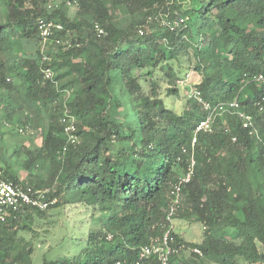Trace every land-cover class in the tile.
<instances>
[{"label":"trees","instance_id":"obj_1","mask_svg":"<svg viewBox=\"0 0 264 264\" xmlns=\"http://www.w3.org/2000/svg\"><path fill=\"white\" fill-rule=\"evenodd\" d=\"M42 21L62 27L44 51ZM188 71L200 99L181 97ZM260 76L264 0H0V183L50 189L56 199L0 223V264H33L40 248L25 234L49 218L56 224L71 204L99 214V226L77 243L79 256L44 254L39 264H138L165 232L172 191L191 169L175 218L202 224L204 238L174 233L173 248L183 250L170 264H264ZM169 98L184 102L181 112ZM235 100L238 109L228 105ZM220 104L212 130L196 133ZM66 115L77 120V144L68 142ZM6 134L28 143H7ZM245 242L253 252H243Z\"/></svg>","mask_w":264,"mask_h":264},{"label":"built area","instance_id":"obj_2","mask_svg":"<svg viewBox=\"0 0 264 264\" xmlns=\"http://www.w3.org/2000/svg\"><path fill=\"white\" fill-rule=\"evenodd\" d=\"M49 8H54L49 6ZM182 19H178L175 22V25H179L183 23ZM62 27L55 22H40V35L42 38V50H45L46 44L49 41V38L53 34L54 29L60 30ZM99 36L104 35V30L101 29L98 25L95 27ZM44 75L46 79H53L54 72L51 69H47L44 71ZM188 79V78H186ZM184 79V80H186ZM184 80H180L179 83L183 84ZM264 85V78L260 76L258 78ZM196 99H200L199 92L196 90L191 95ZM264 101V97H263ZM230 108L238 109L239 103L237 100L228 104ZM206 109H209V104H205ZM225 104H220L216 106L213 111L200 122L196 129V133L198 132H210L213 127V122L215 119L216 113L224 112L226 109L224 108ZM222 114V113H221ZM220 114V115H221ZM241 118H243L244 128H249L251 126V117L240 113ZM64 125V131L67 136L68 142L70 144L78 143L77 136V120L75 117L66 115L61 120ZM197 138L193 139V146L196 144ZM264 157V151H263ZM193 175L192 169L183 176L179 182L176 184L174 190L172 191V200L171 206L166 214V230L160 237H152L150 243L142 249L140 254V262L142 260H146L152 256H156L159 259L160 264H170V259L173 255L179 254L182 252L183 247L178 246L177 248H173V244L175 243V238L173 236L176 233V212L177 208L180 206L182 189L185 184H188L191 181ZM52 191L50 189L46 190H24L23 188L14 185L11 182H1L0 183V223L6 222L9 218H16L17 214L23 212L26 208H34L38 210H46L50 206L56 203L55 198H51ZM108 240H111V236L108 237ZM195 252L199 253L198 250ZM140 262L138 264H140Z\"/></svg>","mask_w":264,"mask_h":264},{"label":"rangeland","instance_id":"obj_3","mask_svg":"<svg viewBox=\"0 0 264 264\" xmlns=\"http://www.w3.org/2000/svg\"><path fill=\"white\" fill-rule=\"evenodd\" d=\"M192 74H194L193 71L192 73L191 71H188L184 73V75H182L188 78L184 80L183 84L180 83V93L182 98H187V96L190 97L195 91L194 87L190 84L192 81ZM195 80L200 81V76L196 75V73ZM165 87L166 86L164 85L163 89ZM163 97H165V94H163ZM166 102L169 108H172L177 112H181L183 109L184 102L182 100L169 98L166 99ZM31 138L33 145L40 144L41 137L37 130L34 131ZM3 140L7 143L14 144H21V142L24 144L28 143V138L26 136H19L17 138H14L11 135L6 134L4 135ZM92 216L93 213L91 212V209H85L78 204H71L62 212V214L58 213L54 217V220H57L56 224H50V222H52L50 221V218L46 221H40L38 225H36V223L33 228L34 232L25 234L27 240L34 241L35 248H40L37 249L32 256V263H41L42 256H44V254H47V257L49 259H53L54 257L59 256L60 258L79 256L83 248H78L77 243L86 239L87 232L90 228L93 229L99 226V214H96L95 218H93ZM176 232L177 234L183 235L186 241L190 243L199 244L203 241L204 238V228L200 223H186L176 220ZM64 236L67 237L62 242L63 245L57 246V244L62 240ZM242 247L244 253H251L255 249L254 244L251 242L243 243ZM48 248L53 249H49L50 251H46ZM189 255V252H186L185 258H188Z\"/></svg>","mask_w":264,"mask_h":264}]
</instances>
